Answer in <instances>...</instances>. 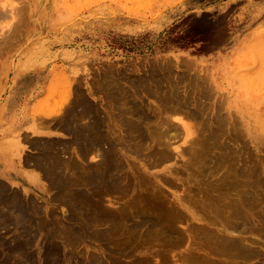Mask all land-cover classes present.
Instances as JSON below:
<instances>
[{"label":"rangeland","instance_id":"1","mask_svg":"<svg viewBox=\"0 0 264 264\" xmlns=\"http://www.w3.org/2000/svg\"><path fill=\"white\" fill-rule=\"evenodd\" d=\"M263 25L264 0H0V114L7 111L20 73L34 72L37 86L25 107V121L28 117L34 119L36 114L59 126L66 104L71 101L75 104L78 99L74 116L78 130L87 131L90 123L103 119V131L99 132L107 141L104 145L107 149L109 143L115 142L108 123L125 117L129 103L125 101L137 100L143 104V99L154 110L155 106L161 107V100L148 89L159 85L165 90L170 82H176L182 94L193 96L191 105L204 103L210 106L207 112L211 114L200 118L189 115L188 111L164 110L162 116L169 115L170 121L175 120L171 122L172 129L169 127L173 133L174 157L160 166L147 167L142 156L129 151L120 139L116 157L125 170L135 168L151 176H170L174 184L164 183L162 187L168 201L180 195L200 215L204 212L203 198L210 192L204 187L211 180L220 181L221 174L219 171L209 176L210 179L205 178L199 170L188 167L189 155L182 153L198 135L206 132L202 122L212 121L219 113L241 120L239 129H244L242 134H246L244 138L253 159L261 158L259 162L264 163V130L261 129V126L264 128V102L257 111L260 114L255 110L256 102L264 101V28L259 29ZM195 78L202 84L209 82L206 90H211L210 95L203 96L206 94L200 92V86L196 87ZM152 79L159 80V84ZM84 101L90 106L88 111ZM212 106L220 109L218 114L217 110L210 111ZM243 110L247 111L244 115ZM181 121L191 126L189 135ZM244 121L251 122V132L243 126ZM35 123L24 127L23 149L34 152L46 168V160L51 163L52 155L60 151L64 155L63 169L68 167L64 171L68 172L65 181L69 186L62 191L51 184L46 168L37 174L38 179L31 180L30 186L14 188L0 180V264H112L113 243L95 239L90 231L106 225L94 223L90 227L84 216L89 213L85 204L87 196L72 195L69 189L77 180L75 168L91 169L98 155L86 151V146L82 153L74 133L55 127L52 137H46L47 131L36 129ZM111 159L113 162L107 164L115 166L116 158ZM71 160L79 164L75 166ZM214 188L211 192L219 191L218 184ZM98 198V209H115L130 200L118 191H103L98 193ZM195 225L202 224L193 217L178 222L177 227L185 231V241L175 247L176 254L171 252L167 263L152 256V264H180L175 258L183 251L184 255H191L194 248L200 258L220 261L223 254H208L196 249L197 246L187 249L200 238L197 233L188 235ZM258 239L255 244L264 249V235L258 234ZM135 252L136 249L120 260L134 263ZM251 262L248 264H263L262 260Z\"/></svg>","mask_w":264,"mask_h":264},{"label":"bare ground","instance_id":"2","mask_svg":"<svg viewBox=\"0 0 264 264\" xmlns=\"http://www.w3.org/2000/svg\"><path fill=\"white\" fill-rule=\"evenodd\" d=\"M262 28H264V25L259 29ZM249 36L251 37L252 34ZM189 63L190 62H188V64ZM190 65L191 64H189V66ZM27 72L20 73L19 77L26 75ZM187 72L190 73L189 70ZM29 73L31 76L30 83H32L37 77L34 75V72L29 71ZM199 78L200 81L203 80V78ZM204 78H207V76H204ZM152 80L156 81V79ZM199 80L195 78V83H198L195 85L196 87L197 85L200 86V92L206 94V96H203L207 97L211 93L210 89H208V91L206 90V87H208L207 83L209 82L202 84ZM158 81H156L157 85L159 84ZM175 83L176 82H170L169 87L165 90H162L159 85L155 89H148L151 94L158 96L161 100V107L155 106L156 109L154 110L153 106L151 104L147 105L143 99L141 100L143 101V104H140L137 100L125 101L126 103L129 102L125 107V117L123 116L122 118L114 119L108 123L110 130L114 133L112 138H115V142L109 143L107 149L104 147V145L107 144V141L105 140L103 133L99 132V130L101 132L103 131L102 125L104 120L101 119L98 123L93 121L88 125L87 131L81 130V128L78 130V121L74 116L77 114V109L75 107L79 100H75V104H73L72 101L69 104L67 103L68 105L66 104V107L62 111L64 114H62L64 116V120L62 119V121L64 122L60 121V126L65 127L68 131L71 130L75 134V141L80 146L82 153H84V147L86 146V151L89 150L91 153L94 152L99 157L97 162L92 165L91 169H88V167L85 166L81 169L75 168L74 172L76 173H74V176L77 180L73 182L72 188H69L72 190L71 194L75 195L76 193L77 195L84 194L87 196L88 200L85 204L88 205L89 213L87 212V215L84 216L86 218V223L89 221V225L91 224L90 227H92L94 223L106 225L103 229H91L90 231L92 235L95 236V239L103 242L106 240V242L113 243L112 253L115 255V258L113 259L112 264H126L120 260L121 256H128L133 253L135 249L134 263L131 264H152V256H155L156 260L160 261L161 259L163 262L167 263L170 259L169 256H171V252L175 253V247L181 246L186 239L185 231L179 229L177 223L188 221L190 217H193L202 225H195L190 231H188V235L190 234L191 236L192 234L197 233L200 238L197 239V243H192L187 249L190 250L191 247L197 246L196 249H202L208 254H223V258L220 261H210L207 260L206 257L205 259L200 258L197 256L200 254H196L194 248L191 250V255H184L185 251H183L180 257L175 258L176 261H180V264H186L191 260H193L195 264H248L251 261H254L251 263H255L262 260V263L264 264L263 246L255 244V242H257L256 240L260 239H258V234L264 235V163L259 162L261 158L259 160L253 159L251 154L252 151L250 152L248 149V143L245 139L246 134H244L245 138L242 134L244 129L242 131L239 129V125H242L239 123L241 120L239 122L236 119L232 120L228 113L227 115H224V113L223 115H220V113H217L220 110L217 109L218 106H212L210 111L217 110L216 113L218 115L215 116L216 114L214 113L215 115L213 116L212 121L207 123L202 122L206 127V132L204 133L202 131L204 134L202 133L203 135H198L197 140L194 141L191 147L187 146L185 150L183 149L184 151L182 150V153L189 155L187 160L188 167L192 166L191 168L196 169L197 171L199 170L198 173H202V176L205 175V178L208 179L213 173L221 172L220 181L218 180L216 183L211 180V183L209 182L204 187V190L210 192L203 198L202 208L204 212L200 215L199 211H197V213L191 209L193 207H188L186 205V198L184 199L182 197L183 200L179 197L180 195L173 201H168L167 194L162 190V187L164 183H173L170 176L165 174L162 177H159L158 175L151 176L150 174H144L141 169L137 170L135 168L125 170L123 169L124 167L121 165V162H118V158L116 157L118 155L117 152L120 144L118 139L122 141L124 147L129 151L139 156L141 155L147 167L160 166L174 157L173 139L171 140V135L173 133L171 134L169 131L172 129L170 125L173 120L170 121L171 119H169V115H165V117L162 116L164 110L170 109L171 112L172 110L174 112L188 111L187 113H189V115L206 118L205 115L209 113L207 112V108L210 106L206 107L204 106L206 105L204 103L199 106L200 103L198 104L197 102V104H193L195 107L193 108V105H191L193 101L190 100L193 99V96L190 98V96H188L190 94H182L183 92L179 90V86ZM196 87L194 86V88ZM200 92L199 96H202ZM201 98L202 97H200V99ZM197 101L200 102L199 98ZM84 102L86 107L85 110L88 111L90 106L87 101ZM263 102V100L256 102L258 103L255 105L257 107H254L256 112L259 110L260 104ZM59 110L61 109L59 108ZM160 112L161 115L159 114ZM245 112L247 111L243 110V115L246 114ZM1 113L3 114V112ZM36 113H38V110ZM257 114L260 113L257 112ZM263 114L264 110L262 109V115ZM37 116L38 115L35 114V117ZM60 118L61 117H59V119ZM154 118H158V121H154ZM208 120H210V118ZM173 122H175V120ZM181 122L183 123L184 121ZM38 124L41 128L40 123ZM87 124L88 123H84V125ZM112 124L114 125L113 128L111 127ZM163 125L167 126H165L164 129H159L160 126ZM184 125L186 128L185 131L187 132L186 135H189L191 132V126L188 125V122ZM174 126L176 127L175 124ZM243 126H246L249 132L252 131L250 121H244ZM261 129L264 130L263 126H261ZM243 138L244 142L242 141ZM10 139L9 141H12ZM21 139V135L18 134V137L13 139V144H8L16 150L22 149L24 141ZM178 146H176L175 149ZM112 149H115L116 151L114 152ZM113 152L114 155H112ZM63 156L60 151H56L52 155L54 159H52L51 163L48 160L43 159V161L46 160L45 164L48 162L45 174L50 178L51 184L54 183L55 186L57 185L60 187L62 191H64V187L69 186V182L65 181V177L69 175L67 174L68 172L64 171L67 170L68 167L66 166L67 168L63 169L65 168L63 167L65 163ZM112 157L116 158L117 164L115 166L107 164V162H113L111 159ZM37 160V163H40L42 166V160ZM71 164L76 166L79 163L73 160ZM34 177V175H31L32 179H34ZM80 181H82V183H80ZM217 184L219 191L220 189L221 191L211 192V190H215L214 185ZM218 188L216 190H218ZM103 191H110L111 193L118 191L125 196H129L130 200H128L126 204L117 206L115 209L104 207L98 209L100 206L98 193ZM193 206L195 207L194 204ZM256 222H259V224H255ZM215 227L216 230H214ZM236 234L238 236H235ZM242 234H244V236H242ZM252 238H255L256 240Z\"/></svg>","mask_w":264,"mask_h":264},{"label":"crops","instance_id":"3","mask_svg":"<svg viewBox=\"0 0 264 264\" xmlns=\"http://www.w3.org/2000/svg\"><path fill=\"white\" fill-rule=\"evenodd\" d=\"M26 75L21 77L18 76L16 87L14 91L11 93L8 100L7 111H5L3 114H0V123H1L0 124V130H1L0 131V180L6 183L8 186L14 188L26 187L32 185L31 180L33 177L31 178V175L35 176L34 179H38L37 174L45 172L46 167L44 165L41 166L40 163L39 164L37 163L38 160L34 152L30 150H25L23 148H22L23 150L22 149L16 150L15 148H12L10 145L13 144V139L15 137L17 138L18 134H20L22 137L25 131L24 127L26 125H34L35 123L34 119L37 120L36 122L40 123L41 126L40 128L39 124L36 123V129L47 131L44 135L46 137H52L51 131H54L55 127H59L61 129L63 127L60 125L56 126L53 123V121L48 122L47 121L48 119H46L45 117L39 118L41 115L39 117L34 116V119L33 118L29 119L30 117H28L27 120L25 121V118L23 117L25 107L27 106V103L31 98L32 95L31 93L33 89H35V87L37 86V83H35L37 78H35L32 81V83H30L31 81L30 73H26ZM32 105L33 103H31L29 107V113L32 111ZM38 118L40 119V121H38ZM49 118L53 119L55 117H49ZM63 129L66 130L65 127H63ZM69 132L73 135V132L71 130H69ZM7 138L9 139L12 138L10 139L12 141H9V139ZM53 139H58V137H53Z\"/></svg>","mask_w":264,"mask_h":264}]
</instances>
